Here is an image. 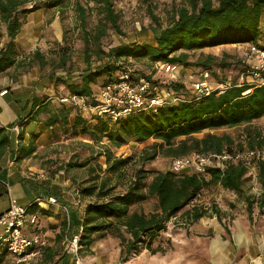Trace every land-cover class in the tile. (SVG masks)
<instances>
[{
	"label": "trees",
	"instance_id": "trees-1",
	"mask_svg": "<svg viewBox=\"0 0 264 264\" xmlns=\"http://www.w3.org/2000/svg\"><path fill=\"white\" fill-rule=\"evenodd\" d=\"M150 3L152 0H145ZM29 0H0V25L7 26L9 41L0 46V75L13 67L18 69L33 68L37 61L43 67L48 64L39 50L31 57L21 60L23 54L18 36L31 11L25 8ZM66 0H47L44 7L61 8ZM99 6L103 21L98 25L99 34L95 36L100 42L107 35L109 26L119 36H124L120 18L115 10L114 0H95ZM81 21L86 24V10L79 7ZM155 25L151 28L138 27V39L129 43L122 42L105 52L101 45L95 51L90 50V36L86 32V44L83 58L68 47H61L58 60L51 62L53 83L55 87H64L67 93L85 97L93 105L98 100L95 90L107 84L117 82L127 73L133 82L145 78L161 90L173 91L183 97L177 103H170L156 109L138 110L128 116L113 121L109 116H99L86 112L78 106L61 104L60 112L48 117L50 127L57 124L67 126L70 119L73 124V136L88 134L95 143L101 144L105 139L111 146L121 147L136 141L144 143L155 139L143 149L139 167L127 189L116 192L117 185H111L113 175L119 177L127 168L130 158H116L106 146V178H91L80 189L82 199L92 198L86 205L80 235L81 253L100 238L112 235L120 240L121 261H128L133 255L147 249L152 254L166 253L161 245L154 246L167 232L168 224L180 217L187 229L204 217L221 219V211L216 207L194 205L206 189L221 187L236 193L247 204L251 225L255 206L264 212V158L253 160L250 166L243 161L226 160L225 168L217 165L208 167L205 173L183 170L151 172L145 164L153 162L159 155L182 157L193 153L202 155L231 154L236 155L250 150L264 148V130L252 128L251 124L264 117V84L245 80L225 81L222 70L233 67V62L224 53L219 57L206 53V49L236 45H257L264 49V0H189V6H183L175 12L171 24L162 26L160 18L150 9ZM149 30L153 39L149 38ZM251 48V47H250ZM250 51L249 59L238 60L241 74L249 71L256 57ZM199 55L192 61L191 57ZM96 59L93 60V57ZM135 60H146L152 69L150 74L139 70ZM85 63L86 67L77 72L73 65ZM193 65L196 74L209 71L212 79L226 83L229 87L222 93L216 90L210 95L196 96L186 82L180 78L168 82L160 76L154 78L159 70L156 65ZM220 70H217V69ZM63 71L58 74V71ZM162 72V71H161ZM163 73V72H162ZM162 75H165L164 73ZM222 77V78H220ZM250 90V91H249ZM249 91L248 93H246ZM50 97L47 98V100ZM43 96H36L33 105L45 103ZM39 109L37 110L38 113ZM72 116V118H71ZM245 126V134L238 139L230 134L215 131L225 128ZM202 134V136H200ZM21 138V136L19 135ZM26 155L35 151L33 144L19 149ZM88 162H68L66 168L85 167ZM255 173L261 185V193L253 194L249 186V174ZM101 180L98 183V180ZM149 200L154 201V208L149 212L132 211V208ZM34 207L32 205L30 208ZM190 207L189 209H187ZM45 210L41 209L42 213ZM0 259V263H1Z\"/></svg>",
	"mask_w": 264,
	"mask_h": 264
},
{
	"label": "crops",
	"instance_id": "crops-1",
	"mask_svg": "<svg viewBox=\"0 0 264 264\" xmlns=\"http://www.w3.org/2000/svg\"><path fill=\"white\" fill-rule=\"evenodd\" d=\"M31 69L32 73L20 74V69L13 67L0 75V92L8 91L0 97V215L10 207L11 198L28 209L34 205L29 213L39 216L38 223L27 224L24 234L39 235L43 245L34 249L37 254L32 264H76V258L66 252V235L80 232L89 202L83 199L77 205L74 189L79 185L73 184L72 169L64 165L69 160L63 159H77L81 150L91 151L95 141L88 134L73 136L71 119L67 126L48 125L49 115L62 108L53 83L54 73ZM64 93L67 92L61 87L59 94ZM36 96H43L46 102L33 105ZM31 143L35 148L32 154L20 153L19 149ZM43 174L46 178H41ZM49 197L57 198L58 204H49ZM37 199L45 201L39 205ZM243 204L244 201L235 200L228 204L213 202L221 211V219L202 218L188 227L181 239L173 238L176 247L165 255L145 249L130 261L122 262L121 247L107 240L100 246L94 243L89 253L83 251L82 256L87 264H254L264 256V225L256 224L264 215L253 214L251 225L248 213H234L233 209ZM195 205L210 206L204 200ZM0 259V264H18L6 249L0 250Z\"/></svg>",
	"mask_w": 264,
	"mask_h": 264
},
{
	"label": "rangeland",
	"instance_id": "rangeland-1",
	"mask_svg": "<svg viewBox=\"0 0 264 264\" xmlns=\"http://www.w3.org/2000/svg\"><path fill=\"white\" fill-rule=\"evenodd\" d=\"M47 0H29L28 3L25 4V8H28L31 13L27 16L25 23L22 27V30L18 36V42L22 48V56L21 60L28 59L31 57L37 50L41 52L44 56L46 64L44 67L39 63L35 62L33 64V68H37L39 73L41 71H53L51 62L53 60H58L59 58V50L61 47H68L69 52H75L73 60L75 61L77 56L83 58L85 44H86V32L91 34L90 36V50L95 51L101 45L102 49L105 52H108L111 48L120 45L121 41L129 43L132 40L138 39L139 36L136 31L138 27L144 26L146 28H151L152 25H155L153 19L150 15V9L154 11V13L160 18L162 26H168L171 24L173 17L175 16V12L183 6H189V0H152L150 3L145 0H114L115 10L119 15L120 23L122 30L124 32V36H119L113 28L109 26L107 35L103 36L100 42L96 41L95 36L99 34L97 31L98 25L103 21V15L100 13L99 6L95 2V0H66L65 4L61 7H53L48 8L44 7V3ZM217 3L218 0H213ZM79 7H83L86 10V24L85 26L82 24L81 15L79 11ZM137 28V29H136ZM262 28L264 30V22L262 23ZM139 30V29H138ZM149 38L153 39V32L149 30ZM9 41L7 26L5 24L0 25V44L4 42L5 45ZM261 43L264 44V38L261 40ZM252 45L248 44L246 46H238L230 45L224 47H218L215 49H206V53H213L219 57H223L224 53H228L231 57H226L229 61L233 62V67L222 70L221 75L225 81L238 80V83L241 82V76L245 73L241 74V64H236L238 60H247L249 59L250 47ZM199 53L191 57V60H196V57ZM96 59V56L93 57V60ZM135 66L145 72L146 74H150L152 69L146 60H135ZM85 63H75L73 68L77 72H81L85 69ZM217 69V68H216ZM220 70V69H217ZM32 69L30 68H22L20 69V74L32 73ZM196 67L193 65H176V76L183 79L185 82L190 81V74L195 73ZM221 71V70H220ZM63 71L59 70L58 74H62ZM163 73L159 70V72L154 75V78L164 77ZM166 77V76H165ZM220 77V78H222ZM245 80H249L250 82H254L252 77L245 75ZM221 82L223 80H220ZM216 80H213V86L218 83ZM57 95H60L61 87L56 88ZM252 128H257L264 130V117L254 121L251 124ZM219 134H230L233 138L238 139L240 135L245 134V126H239L235 128H225L218 131H215ZM202 136V134L200 135ZM155 139H150L144 143H139L136 141H131L130 143L123 145L121 147L111 146L109 141L106 139L103 141L104 144L94 143V148L91 151H83L80 153V156L76 159L74 157L68 156V158L63 159V161L69 160V162H88L89 164L85 167L74 168L71 171L73 174V184H78L79 186L88 185L87 183L91 178H106L107 176H111L106 172L107 169V160L105 155L106 146L110 147L114 156L116 158H130L131 161L127 168H125L122 176L119 177L117 175H113L111 180V185H117L116 192H123L127 189L130 181L133 178L135 171L142 166L140 162V156L143 152V149L153 142ZM70 157V158H69ZM174 158L166 157L163 155H159L153 162L145 164V168L150 170L151 172H159L165 170H172V161ZM67 164V163H66ZM64 163V165H66ZM192 171L191 169H188ZM186 171V170H185ZM249 176V186L251 187V191L253 194L261 193V185L258 180V176L250 172ZM97 182L100 183L101 180ZM92 198H86L87 203L91 201ZM199 200L207 201L211 207L213 202L221 201L223 204H228L235 200L237 202L244 201L240 198L236 193L223 190L221 187H212L210 189L204 190L201 194ZM215 205V204H214ZM154 208V201L149 200L144 202L141 205L134 206L132 211H145L149 212ZM234 213H244L246 215L247 204L244 201L243 207H235ZM253 214L260 215L263 217L264 212H260L258 207L255 206ZM228 223V222H226ZM264 219L257 221V225H264ZM226 228H228V224H225ZM186 232V229L182 223L180 217L173 219L168 224L167 232L163 233L161 238L155 243L154 246L161 245L165 248L166 252H171V250L176 247V242L173 238H180L183 236L182 234ZM110 240L113 245L116 247L120 246V240L112 235H108L104 238H100L96 240V244L100 246L103 241ZM145 251V250H143ZM142 251V252H143ZM141 252V253H142ZM84 253H89L88 250H85ZM165 255V253H159ZM90 254H87V256ZM139 255V254H138ZM138 255H133L128 261L135 258ZM82 256V253H81ZM86 256V257H87ZM85 257V256H82ZM126 261V262H128ZM86 262V261H85Z\"/></svg>",
	"mask_w": 264,
	"mask_h": 264
},
{
	"label": "built area",
	"instance_id": "built-area-1",
	"mask_svg": "<svg viewBox=\"0 0 264 264\" xmlns=\"http://www.w3.org/2000/svg\"><path fill=\"white\" fill-rule=\"evenodd\" d=\"M250 50L256 57V62L246 74L241 76V82L239 84L244 83V77L248 75L252 77L254 82L263 85L264 49L254 45L251 46ZM156 69L165 74L168 82L180 80V77L175 74L176 65L167 64L163 66L158 64L156 65ZM186 84L193 90L196 96L210 95L216 90L222 93L229 87L226 83H218L213 86V79L209 71H203L199 74L191 73L190 81L186 82ZM95 91V96L98 100L97 105H93L85 97H79L70 93L58 95L57 99L61 104L78 106L86 112H94L101 117L109 116L114 122L138 110L156 109L170 103H177L183 99V97L176 95L173 91L161 90L154 87L151 81L145 78H141L138 83L133 82L127 73L121 80L103 87H98ZM7 93V90L0 92V97L5 96ZM260 158H264V148L250 150L236 155L226 153L202 155L193 153L174 158L172 161V170L181 172L191 169L198 173H205L208 167L214 165L222 169L225 168V161L229 159L243 161L246 166H250L253 160ZM41 178H46V174H43ZM74 193L77 196V205L81 204L83 199L80 189L76 187ZM199 198L192 203V206L198 204ZM44 201L37 199L36 203L42 205ZM47 202L53 205L58 204V200L55 197H49ZM38 220L39 216L37 214L29 213L28 208L18 204L14 198H11L10 207L0 215V250L6 249L14 255L18 264H32V259L37 254L34 252V249L37 246H42L43 240L39 235L33 237L25 236L24 228L27 224L35 226ZM80 233L81 231L72 236L66 235V252L76 258V264H87L81 256V246L79 243Z\"/></svg>",
	"mask_w": 264,
	"mask_h": 264
},
{
	"label": "water",
	"instance_id": "water-1",
	"mask_svg": "<svg viewBox=\"0 0 264 264\" xmlns=\"http://www.w3.org/2000/svg\"><path fill=\"white\" fill-rule=\"evenodd\" d=\"M254 264H264V256L258 257L255 261Z\"/></svg>",
	"mask_w": 264,
	"mask_h": 264
}]
</instances>
